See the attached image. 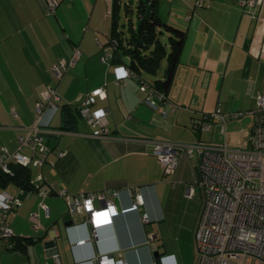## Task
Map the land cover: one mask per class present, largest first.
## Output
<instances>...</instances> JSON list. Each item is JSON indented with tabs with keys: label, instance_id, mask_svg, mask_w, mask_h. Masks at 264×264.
I'll use <instances>...</instances> for the list:
<instances>
[{
	"label": "crops",
	"instance_id": "crops-1",
	"mask_svg": "<svg viewBox=\"0 0 264 264\" xmlns=\"http://www.w3.org/2000/svg\"><path fill=\"white\" fill-rule=\"evenodd\" d=\"M112 1L59 0L52 14L46 0H0V149L16 148L18 136L35 120V104L46 86H55L61 98L50 129L43 134L51 148L48 159L54 164L31 167L29 176L32 182L42 174V183L55 186V191L22 198L9 216L17 245L12 249L0 245V264H90L96 254L119 251L127 264H144L154 261L146 243L148 234L157 248L164 244L167 229L176 226L190 239L201 197L198 189L192 197L185 189L198 177L197 159L182 155L175 172L164 176L152 142L145 139L210 141L203 136L210 131L194 126L203 113L219 107L229 123L234 120L232 112L252 109L255 94L264 93V2L253 18L237 0H203L202 5L196 0H157L162 20L185 32L166 92L180 108L162 117L158 108L142 102L136 79L117 83L115 64L100 60L97 41L105 44L111 37ZM47 19L52 20L48 27ZM32 20L38 21L37 29L33 25L30 29ZM30 36L41 43L37 51H30ZM75 47L81 51L76 64L54 84L52 64L68 57ZM165 66L155 75H140L149 81L164 78ZM104 84L107 97L97 99L93 108L106 109L109 136H92L81 118L76 130H62L61 107L78 105L87 91ZM57 152L64 155L58 157ZM17 186L9 181L0 190L14 193ZM129 187L140 188L144 203L109 222L99 215L95 239H89L92 229L84 224V213L71 215L73 224L65 225L68 209L56 190L118 191L107 198L121 209L133 202ZM104 205L94 200L96 208ZM80 239L86 240L84 244H76ZM170 256L163 264H184L181 257Z\"/></svg>",
	"mask_w": 264,
	"mask_h": 264
},
{
	"label": "built area",
	"instance_id": "built-area-1",
	"mask_svg": "<svg viewBox=\"0 0 264 264\" xmlns=\"http://www.w3.org/2000/svg\"><path fill=\"white\" fill-rule=\"evenodd\" d=\"M50 13H55L59 0H46ZM264 0H237L243 12L256 17ZM203 0H196V5H202ZM100 46L99 57L102 62L111 65L114 50L117 47L115 39H109ZM81 51L75 47L72 53L57 60L51 66L55 80L72 68ZM115 72V81L122 83L127 78L138 81L142 92V102L152 108H158L162 117L176 112L180 106L173 102L166 93L155 84L124 64L112 66ZM106 85L95 87L87 91L80 103L79 115L92 129V136L105 138L109 136L107 128L106 109H94L97 99H106ZM61 98L55 86H46L39 94L34 108L35 120L25 128V133L18 136L17 146L13 150L6 147L0 149V171L13 175V165L30 169L42 167L46 163L54 164L48 159L51 148L48 145L44 132L50 129L52 116L59 110ZM16 116V112L12 111ZM245 114L252 116L251 136L245 148H230L227 144L196 140L192 143H180L167 139H145L152 142V153L160 161L164 176L172 175L182 155L196 157L198 162V177L185 189V194L192 197L196 189L200 192V208L192 232V243L195 256L193 264H264V93L256 95L254 108L242 112H232L230 117L237 119ZM228 119L219 107L211 112L203 113L198 125L204 131H219L227 135ZM62 157L64 152H57ZM32 181V180H31ZM43 175H36L29 187L17 186L14 193L5 189L0 190V245L12 249L14 233L9 224V216L14 214L21 204L22 198L30 194L40 197L47 196L55 191V186L43 184ZM127 191L132 195L130 206L118 209L107 196H117L114 192H80L71 193L62 188L56 190L64 200L71 215L84 213V224L91 226L89 239L96 238L98 216L104 214L106 222L111 221L119 214L137 210L143 203L140 188L129 187ZM105 202L99 208L94 206V200ZM47 210V208L44 206ZM35 217V214H33ZM100 217V216H99ZM142 219L148 221L143 213ZM152 236L148 234L146 243L152 250L156 247L151 244ZM80 239L76 244H84ZM54 256L57 258V254ZM171 257L170 255L166 256ZM162 254L161 263L166 259ZM57 260V259H56ZM58 261V260H57ZM90 264H127L122 251L116 253H99ZM144 264H157L155 261Z\"/></svg>",
	"mask_w": 264,
	"mask_h": 264
},
{
	"label": "trees",
	"instance_id": "trees-1",
	"mask_svg": "<svg viewBox=\"0 0 264 264\" xmlns=\"http://www.w3.org/2000/svg\"><path fill=\"white\" fill-rule=\"evenodd\" d=\"M147 3L151 5L152 16L140 24L138 31H136L135 23L129 19L128 33L125 35L119 29V0L112 1V33L110 40L115 39L117 47L114 50L111 63L115 65L118 63L124 64L138 74L146 72L155 75L160 69L162 60H165L164 78H157L151 82L166 93L171 85L174 70L179 60L185 32L168 25L162 20L157 11V0H146L145 2L138 0L137 20L143 16ZM124 10L126 14L131 11L127 4L124 5ZM164 35L167 36V41L162 37ZM137 41L140 42V47L133 51V46ZM61 114L62 130H76L77 123L80 121L78 105L64 104L61 107ZM12 168V176L0 171V185L13 181L18 185L29 187L30 169L19 165H13ZM16 245L17 241L12 248Z\"/></svg>",
	"mask_w": 264,
	"mask_h": 264
},
{
	"label": "rangeland",
	"instance_id": "rangeland-1",
	"mask_svg": "<svg viewBox=\"0 0 264 264\" xmlns=\"http://www.w3.org/2000/svg\"><path fill=\"white\" fill-rule=\"evenodd\" d=\"M138 0H119V29L123 31V34L128 33V22L131 19L134 23L137 21L136 9H137ZM128 5L131 9L127 14L124 10V5ZM164 15V13L162 12ZM166 16V14H165ZM52 23V20L47 19L44 22V25L48 27V23ZM24 24V21L22 22ZM21 24V25H22ZM37 20L30 21V29L33 25V28L37 29L38 26ZM167 41V36H162ZM30 51H37L38 47L41 45L37 37H29ZM161 65L165 66V61H162ZM162 69V67H161ZM147 78H153L152 75L144 74ZM53 83H58L57 80L52 76ZM258 93L255 94V97ZM254 105L251 107L253 108ZM245 112V111H242ZM251 126H252V117L250 115H244L237 119L231 120L227 124V135L224 136L220 133L219 127L215 128L214 131L204 132L203 136L206 139L212 138L215 142L226 143L230 148H245L248 145L249 138L251 136ZM178 226L173 230L167 229L164 237V244L159 245L158 250L164 255H176L181 257L184 264H192L195 256L194 246L192 243V237L190 239L184 233L178 231Z\"/></svg>",
	"mask_w": 264,
	"mask_h": 264
},
{
	"label": "water",
	"instance_id": "water-1",
	"mask_svg": "<svg viewBox=\"0 0 264 264\" xmlns=\"http://www.w3.org/2000/svg\"><path fill=\"white\" fill-rule=\"evenodd\" d=\"M142 2H145L146 0H140ZM152 16V10H151V5L149 3L146 4V7H145V12L143 14V16L138 19L136 22H135V28H136V31H138L139 29V26L140 24L145 21V20H148L150 17ZM140 47V42L137 41L134 46H133V51L137 50L138 48ZM64 223L66 226H70L73 224V219L71 217V214L69 212H67L65 215H64ZM156 235V234H155ZM152 256L154 258V261L157 263V264H160L161 263V256H162V253H160V251L158 250V248L156 247L155 250H152Z\"/></svg>",
	"mask_w": 264,
	"mask_h": 264
}]
</instances>
